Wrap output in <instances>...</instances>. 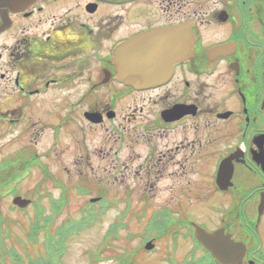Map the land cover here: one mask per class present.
<instances>
[{
  "label": "flooded vegetation",
  "instance_id": "flooded-vegetation-1",
  "mask_svg": "<svg viewBox=\"0 0 264 264\" xmlns=\"http://www.w3.org/2000/svg\"><path fill=\"white\" fill-rule=\"evenodd\" d=\"M61 1L39 0L29 14L10 13V25L0 32V97L5 104L0 111L8 115L0 123V131L8 130L16 139L17 121L20 130L31 128L36 121L31 119L30 110L37 99L44 100L48 113L54 110V103L60 104L52 119L62 115V109L79 114L80 100L87 110L105 111L112 80L102 85L97 82L108 66L109 46L149 25L174 23L176 6L182 4L186 13L193 1L205 7L210 2L214 7L211 19L217 26L224 23L226 30L225 39L217 42L228 46L212 58L202 54L200 62L213 60L232 66L231 90L225 91L229 106L220 108L224 112L216 115L227 122L226 137L241 134L254 143L257 140L263 153L250 157L245 165L228 154L220 158L217 169L222 161L232 163L230 183L225 191L216 187L217 201L207 203L211 208L207 207L205 221L213 218V228H222L231 239L243 242L241 264H264V0H158L160 10H153L148 0H144L148 1L146 6L142 0H91L95 6L89 0H66L71 5ZM57 2L64 8L58 18L44 28L37 27L39 32L26 29V21L38 10ZM87 3L96 10L109 4L123 8V12H114L106 26H93L96 10L87 9ZM121 3L128 4L121 7ZM61 92L66 93L60 96ZM192 101L200 103L197 98ZM202 254L208 259L205 248ZM206 264L221 263L211 260Z\"/></svg>",
  "mask_w": 264,
  "mask_h": 264
},
{
  "label": "rangeland",
  "instance_id": "rangeland-1",
  "mask_svg": "<svg viewBox=\"0 0 264 264\" xmlns=\"http://www.w3.org/2000/svg\"><path fill=\"white\" fill-rule=\"evenodd\" d=\"M148 1L156 3L158 0ZM148 1H145V3ZM61 2H68V5L72 4L71 1L66 0ZM61 2L54 3L48 8L44 7L42 10H38L32 19L26 21V29L39 32L40 30L38 28H44L47 23L52 22L54 17L58 18V15H61L60 12L64 9ZM126 6L127 5H125V7ZM114 7L115 6L110 7L108 5H102L96 10L92 14L91 23L93 26H106L112 19L111 16L114 12H123V8L115 9ZM53 13L55 16H53ZM192 16L195 17L194 14H192ZM84 18L90 19V15H84ZM15 30H17V28ZM190 81L192 83V89L198 92L195 93L194 97L197 98L199 102L203 99L202 105H206L209 102L214 105L213 108H218L219 105L216 101L220 94L203 98V93L207 94V92L210 91L211 86L201 90L198 78H192ZM220 81L221 79H219V76L214 80L216 84H220ZM177 83H180V86L182 85L180 80L175 78L170 85L160 87L157 94L151 95L152 98L159 95V98L155 101H152L151 98H148V100H145L143 97L137 98L136 95L140 96V94L136 92L131 93L127 97V101L119 100L113 103L112 106L116 112L115 119H118L123 132L128 135H137V125H134V122L128 123L129 118L133 115L138 114L139 117L143 114L147 121L150 122L153 120V116L149 112V109L145 108L146 101L148 106L157 110L162 107V103H165L169 96L170 98H175L179 101L184 100V94L181 92L180 86H176ZM63 93L66 92H61L59 95L61 96ZM144 94L149 95L148 93ZM42 97L43 96L40 98ZM43 101V99L35 100L30 110L31 119L36 121L34 123L35 126L33 127H35V130L39 129L42 131L40 133L42 135L39 137L41 142L34 143L33 146L38 147L40 145L38 149L44 148L50 141V137L48 136L49 131L47 127H44L43 120L52 119L56 113L55 110L60 108L59 103H54V110L48 113L46 111L48 106L43 105ZM2 107H5V104L1 96L0 108ZM137 107H139V110L135 111ZM221 108H223V106H221ZM72 112L75 111L73 110ZM169 114V117L173 115L172 113ZM127 115L130 116L128 119ZM78 117L77 113H74L72 122L74 125L73 130H68L67 127L65 128L72 134L66 132L64 137L65 143L61 148V152L58 154L53 152L52 155L42 158L43 161H45V164H43L42 167L47 165L50 173L44 177V175H39V170L34 169L29 178L18 185V191L20 192L21 189V192H27V195L32 199L34 204L29 205L25 209L15 208L8 211L6 208H8V204L10 205L11 196L9 195V197L5 195L0 198V213L2 211V215L9 219L7 223L8 225L2 228H8L6 229V234L10 232L12 240L6 242V239H4V241H2V238H5L4 235L2 236L0 239V243L4 242L1 247L2 253L9 251L12 246L17 245L20 248V251L16 252V256L23 257L24 264H27V262L45 264L43 262L39 263L37 261H32V259L42 253L43 245L40 246L37 243L39 236L42 233L44 234L42 239L44 244V241L47 240L46 235L54 232L53 227L55 226L54 224L57 223L56 220L58 217H62V220L66 221L69 219L68 216L73 215L74 219L77 220L81 217H87L88 211L94 208L92 209L93 212L99 217L96 218L94 216L95 219L91 218L94 221L93 229L90 228L87 231L73 232V234L66 237V249H69V251L66 254H62L60 261L61 264H91V262L87 260V254L90 245H93L95 242L106 243L99 253V257H96L97 259L93 258L95 262L92 264H118L114 262H118V260H122L124 264H169L166 262L167 259L165 257H168L169 259L172 258L176 261L179 260L178 264H193L195 261H203L204 258L199 255V245L189 239V229L183 228L184 231L180 232L178 231L179 227L168 228L171 220L174 219L172 215H167L165 217V220H168V223L164 220V224L158 225V236L156 230L153 229L154 227H146L143 223L138 226H130L128 224L130 219H128L127 222L125 221V217L122 213V206H124L125 200H122L121 205L118 203V205L110 203L109 209H103L102 211L101 208H98V206L102 205V201L99 198L107 199L102 192H98L99 195L95 199L94 203L97 204V206L90 202L89 198L94 195L93 189L97 192L101 187H104L105 192L110 195L121 194L124 190L129 196L136 199L137 195L134 192L136 180L141 179H139L134 173H143L149 180L147 187L149 193H151V199L153 200L149 207H161V201H164V199L167 198L166 202L169 205L167 208L172 212L175 211L179 214H183L187 211L180 207L173 206L172 204L174 203L170 197H167V192L163 193L165 189L171 188L169 186L170 183L167 182L166 176L165 179L160 178V180L157 181L154 175H149V173L146 172H151L152 170L150 168L142 170L148 162H152L150 157L147 158L148 160L145 165L140 167L139 161H142L143 159L142 152L143 150L145 152L147 151V148H145L142 143L141 145L137 144L139 142H132L125 137L121 139V141L123 140L122 143L116 142L113 137H106L104 133L99 130L97 125L88 126L85 122L80 123L77 121ZM24 120H26V118ZM78 122L80 124H78ZM226 124L227 122H221L211 117H199L191 123V126H193L192 130L189 126H185L184 130V126L179 127L178 125H173L174 131H172L171 135H166L164 132L161 133L162 131H158L156 135L152 137V146L156 151L154 156L163 162L172 164L175 159L186 155V151L179 155L172 152L171 146L180 145L183 147L182 144H192L188 148L190 154L193 155L195 151L198 152V155L194 157V163L198 161H200V164L202 162L204 163V161L208 162V159L213 157V149L223 151L226 146L230 147L233 145L234 141L231 139V136L228 135V137H226L223 133L224 130H229V127L226 126ZM198 125H201V128L197 129L196 127ZM32 131L33 130L30 129L28 133L32 134ZM82 135H85L86 138H83ZM201 136H203L202 144L198 140V137L200 138ZM138 137L139 136H136L135 140ZM6 138L7 136L5 139L0 140L1 155L5 152V148H9L10 144L14 141L13 138H9L8 140ZM83 139L84 141H82ZM211 139L215 140L216 146L211 142ZM223 142L226 143L222 144ZM102 149L105 151L110 150L109 152L117 149L114 154L115 157L113 154L104 155ZM162 150L166 155L163 154ZM21 153L23 154V152ZM28 156H30V153ZM100 157L104 160H100ZM16 161L18 162V159ZM19 161L22 162L21 159ZM133 162L135 164L134 167H132ZM80 164H86V167L76 169ZM35 166L40 168L41 164L34 165V163H32L29 168ZM203 169L196 164L197 176L193 179L192 185L198 184L201 186L203 184L207 194L209 190L207 183L209 180V167L207 166L206 171V168L203 167ZM240 175L244 176V173H240ZM60 181L61 187L66 186L68 188L66 193H63L62 188L60 189ZM78 182L85 183L93 188L91 191L87 192L89 195L85 198H83L82 195L75 194V192L71 193L74 191L71 189L72 186L76 185ZM101 182H103V184H101ZM155 182L158 183L157 188L159 187V189H162L156 193ZM148 191H145V195H148ZM189 193L190 189H188V194ZM69 195H71V202L73 205L67 207V203L70 199ZM190 199L193 200V197H190ZM134 204L137 206V201H135ZM190 209L191 213H201L197 206L194 207L193 205ZM99 211L101 212L98 213ZM128 213L136 214L133 210H129ZM2 215H0L1 219ZM162 219H164V217ZM122 220L123 224L121 225ZM31 224L35 226V229L33 230L34 240L27 236ZM112 224L118 225L115 227L117 233L112 236L105 234ZM43 226L46 227L42 228ZM1 233L2 232H0V235ZM165 233L173 238L171 242L167 241ZM104 237H106V239ZM148 240H153L156 246L145 247V243ZM13 242L15 245L12 244ZM167 244L168 246H166ZM159 254L162 256L158 259L157 255ZM16 263L21 264L19 261H16Z\"/></svg>",
  "mask_w": 264,
  "mask_h": 264
},
{
  "label": "bare ground",
  "instance_id": "bare-ground-1",
  "mask_svg": "<svg viewBox=\"0 0 264 264\" xmlns=\"http://www.w3.org/2000/svg\"><path fill=\"white\" fill-rule=\"evenodd\" d=\"M182 51H183V50H181L179 47H178V49H177V48L171 49V50H170V54H171L172 59H174L175 57L179 56V55L182 53ZM162 53H163L162 50H158V51H157V56H158L159 58H161V54H162ZM161 59H162V58H161ZM164 64H165V66H159L158 68H159V69H168L169 67L167 66V63L164 62Z\"/></svg>",
  "mask_w": 264,
  "mask_h": 264
},
{
  "label": "water",
  "instance_id": "water-1",
  "mask_svg": "<svg viewBox=\"0 0 264 264\" xmlns=\"http://www.w3.org/2000/svg\"><path fill=\"white\" fill-rule=\"evenodd\" d=\"M31 0H0V4H16V3H20V2H30ZM120 48L117 50V56H120L119 53ZM126 79H133L134 81H140V80H136L138 77H134L131 75H127L124 76Z\"/></svg>",
  "mask_w": 264,
  "mask_h": 264
}]
</instances>
